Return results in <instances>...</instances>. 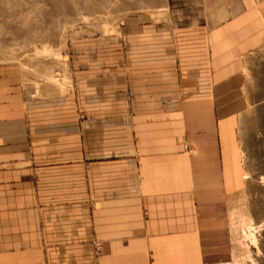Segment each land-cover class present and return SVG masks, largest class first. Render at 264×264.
<instances>
[{"label": "crops", "instance_id": "obj_1", "mask_svg": "<svg viewBox=\"0 0 264 264\" xmlns=\"http://www.w3.org/2000/svg\"><path fill=\"white\" fill-rule=\"evenodd\" d=\"M237 6L82 33L61 90L0 68V264L231 259L241 130L264 103V0Z\"/></svg>", "mask_w": 264, "mask_h": 264}, {"label": "rangeland", "instance_id": "obj_2", "mask_svg": "<svg viewBox=\"0 0 264 264\" xmlns=\"http://www.w3.org/2000/svg\"><path fill=\"white\" fill-rule=\"evenodd\" d=\"M243 2L256 0H0V68L61 90L69 84L71 42L82 33L118 38L135 16L219 26ZM247 118L241 141L248 178L243 197L229 205L233 251L224 264H264V103L250 108Z\"/></svg>", "mask_w": 264, "mask_h": 264}, {"label": "bare ground", "instance_id": "obj_3", "mask_svg": "<svg viewBox=\"0 0 264 264\" xmlns=\"http://www.w3.org/2000/svg\"><path fill=\"white\" fill-rule=\"evenodd\" d=\"M35 7V6H34ZM23 24V23H22ZM232 201H233V199H232ZM252 225V224H251ZM249 226V225H248ZM250 227V226H249ZM245 228H247V227H245ZM252 228V227H251ZM249 231L250 230H252V229H248ZM242 232H244V229L242 230ZM253 232V231H252ZM251 231L250 232H248L249 233V236H250V238H252L251 240L253 241V244H257V236L255 237V235L252 233ZM246 233H244L243 235H245ZM246 236V235H245ZM248 237V236H247ZM246 237V238H247Z\"/></svg>", "mask_w": 264, "mask_h": 264}, {"label": "built area", "instance_id": "obj_4", "mask_svg": "<svg viewBox=\"0 0 264 264\" xmlns=\"http://www.w3.org/2000/svg\"><path fill=\"white\" fill-rule=\"evenodd\" d=\"M264 38V37H263Z\"/></svg>", "mask_w": 264, "mask_h": 264}]
</instances>
